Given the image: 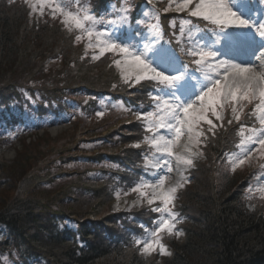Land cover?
I'll use <instances>...</instances> for the list:
<instances>
[{
  "label": "trees",
  "instance_id": "16d2710c",
  "mask_svg": "<svg viewBox=\"0 0 264 264\" xmlns=\"http://www.w3.org/2000/svg\"><path fill=\"white\" fill-rule=\"evenodd\" d=\"M130 2L129 25L122 35H147L159 21L165 39L185 53L180 24L188 27L197 22L195 17L186 11L164 12L168 1L149 10L146 0ZM80 3L99 21L106 10L107 18H116L120 13L115 7L121 8L124 0ZM34 24L24 3L0 0V138L7 133L0 140V262L9 255L14 264H264V212L251 210V196L243 195L251 193V182L264 164L245 178L226 176L227 156L236 150L241 128L245 132L260 124L248 114L238 123L226 122L221 134L211 138L204 148L208 160L197 161L188 184L177 193L183 219L178 226L186 232L185 241L168 236L164 241L175 255L162 262L146 259L135 246V231L143 224L152 229L155 213L144 203L131 213L112 214L109 205L117 192L150 179L143 170L151 155L144 143L149 134L133 111L151 102L158 85L125 84L109 56L81 59L83 43L77 44L75 33L61 23ZM188 30L201 36L200 29ZM54 61L64 67L52 65ZM119 101L126 108L109 104ZM24 111L52 118L56 126L71 124L74 130L52 139L53 125L44 126L40 142L23 140L16 159L7 161L5 139L27 125L21 118ZM242 119L248 126L240 124ZM137 143L140 147L132 146ZM129 199L134 201L136 194Z\"/></svg>",
  "mask_w": 264,
  "mask_h": 264
},
{
  "label": "snow or ice",
  "instance_id": "6c2138e0",
  "mask_svg": "<svg viewBox=\"0 0 264 264\" xmlns=\"http://www.w3.org/2000/svg\"><path fill=\"white\" fill-rule=\"evenodd\" d=\"M152 3V0H147ZM30 15L44 16L45 9L52 20L59 19L69 33H75L77 44L83 43L84 55L81 59L99 60L105 54H113V65L119 70L125 84L152 81L159 86L152 96L155 102L154 111L139 114L137 119L145 122L146 135L144 143L149 146L150 156L145 157V167L153 169L152 180L141 179L128 192H117V203L114 209L121 207L122 195L136 193L131 205L127 200L126 207L143 205L144 203L158 217L146 238L135 240V246L141 255L150 256L154 252L170 255L163 243V238L175 236L179 238L183 232L177 228L181 222L174 211L177 192L189 181L183 174L194 166V161L203 155L201 146L206 143V133L215 135L217 128L224 127V114L231 112V119L239 122L248 105H254L253 114H259V131L242 139L237 147L238 155L229 157L231 171L244 165L254 152L264 155V64L257 66L244 59L249 51L248 41L243 33L258 34L260 48L264 49V23L253 20L248 0H168L164 12L187 11L190 16L201 18L219 29L215 33L218 38L212 45H199L190 55L198 57L193 61L205 72L201 83L195 73L173 71L177 59L170 48L160 45L158 40L149 41L140 47L134 40L143 39L139 31L122 39V29L129 25L128 8L122 7L120 14L107 18V10L98 21L96 15L88 7H79L76 11L68 10L61 0H25ZM127 4V0H124ZM97 23H104L103 30H97ZM140 23L139 19L136 21ZM230 53L227 59H220L222 53ZM264 60V56L261 57ZM209 73H212L209 75ZM195 77V82L193 79ZM115 87V85H114ZM103 116L102 112L97 113ZM219 123H214L213 119ZM203 125H207L205 129ZM163 130V131H161ZM244 129L240 135L243 137ZM183 139V143H181ZM255 145V147H252ZM133 147H140L134 144ZM179 179L167 185L174 171ZM264 191V190H262ZM264 199V196H261ZM141 227H144L143 225Z\"/></svg>",
  "mask_w": 264,
  "mask_h": 264
},
{
  "label": "rangeland",
  "instance_id": "374dc122",
  "mask_svg": "<svg viewBox=\"0 0 264 264\" xmlns=\"http://www.w3.org/2000/svg\"><path fill=\"white\" fill-rule=\"evenodd\" d=\"M11 1H18V2L20 1L21 3L25 4V0H11ZM74 1H76V2H74ZM162 1H168V0H152L151 4L154 3V5L156 7ZM61 2L68 10L73 11V12L76 11L77 8L82 7L81 5H79L80 4L79 0H61ZM129 2H130V0H129ZM132 2H133V0H131L129 5H131ZM226 2H228V0H226ZM233 2H234V0H233ZM248 4L250 6L249 2H248ZM143 5H145V3H143ZM122 7H127L128 10L131 9L130 6H128V4H126V5L122 4ZM47 12H48V10L45 9V15L42 16V17L39 16L38 14L30 15L31 22L35 23L34 25L40 27L42 25V23L48 22V21H52L51 17L47 14ZM250 15H251L253 20H256V21H259L261 23H264V13H262V12H260L259 14L250 13ZM53 21L60 23L59 19L53 20ZM159 23H160L159 21L153 23L154 25L152 27H150V30L148 31V34L146 36L145 35L143 36V39H142L143 43H141V41L139 39L134 40L133 42L138 44L140 47H143V45L148 43L149 41L158 40L160 45H163L164 47L170 48L172 51H175L174 45H173V40L165 39L163 37L161 28H159ZM192 24H196V23H192ZM209 25L211 26L210 23H209ZM190 26L187 27V23L184 22V21L182 22V24H180L181 34L179 35L178 38H179L180 43L182 44V47L187 49L186 52L189 53V56L185 55V53H183V52L182 53L187 57V59H189L190 67L191 68L193 67V68L197 69L202 74V78L200 79V82L201 83H207V81L204 79L205 72L203 70L199 69L195 63H193V61L195 59H197L198 57H194V56L190 55V53L193 50H199V45L200 44L212 45L213 41H217V43H218V38L216 37L215 33L217 31H219V29H216V28H214V30L211 29V30H213L212 32L209 31L210 32L209 35H210L211 38L207 37V40L205 41L204 32H205L206 28L201 26L203 34H200L201 37H198L197 33H192V32H190L188 30V28ZM126 27H125V29H127ZM96 28H97V30H100L99 23H97ZM194 28H200V27H194ZM201 28H200V30H201ZM178 34H179V32H178ZM243 34L245 35V38L248 41L249 48L252 49L251 51H249L247 53V55L244 57V59H246L247 61L253 63L255 66H257V69L259 70V66L264 64V60L261 59V57L264 56V49L260 48L261 41L259 39V36L257 34L256 37H255L251 32H247V33H243ZM202 40H203V42H202ZM228 55H230V53H228L227 51H224L222 53V56H220L219 58L220 59H227ZM108 56L110 57L111 62H113L114 57H113V54H111V53L105 54L100 59L106 58ZM176 57H177V59L175 60V63L173 65V69L172 70L175 71L177 74H179L181 71L188 73L187 67H183V66L180 65V63L178 61V55H176ZM52 65H57L60 68L64 67V65L61 62H58V61H54V63H52ZM188 68H189V66H188ZM118 72H119V70H118ZM211 74L212 73H209V75H211ZM143 82H146V81H143ZM148 82H150V81H148ZM193 82H195V77L193 79ZM153 83L156 84L155 82H153ZM133 84H139V83H133ZM153 91L155 93L151 94V98H150L151 102L147 101L146 102L147 103L146 107L143 108V110H141L140 112L137 111V110L133 111V114H136L138 116L141 113L147 114V113H150V112L154 111L155 102L153 101L152 96L156 94L158 89H154ZM35 103H36V101L33 102L34 105L31 104L33 109H35V107L37 106ZM103 103H104V105H107V101H104ZM109 104L112 105L113 108L118 109V110L126 108L125 104H123V102H121V101H119V102H111ZM252 108H254V105H248L244 109V114L241 116V118L245 119L248 116V114H249L251 116L252 120L255 121V123L259 124V118H258L259 114H253V109ZM105 109H107V108H105ZM248 117H247V119H248ZM21 118L24 120V122L25 121L27 122V125H24V123H22V127H21L22 131H18L15 134V136L10 135L7 139H5L6 140L5 142H7L8 145H6L4 147V152H3L4 156L3 157L7 161H14L16 159L19 151H21L22 148H23V144H22L23 140H25L28 145H32L33 143L36 144V143L40 142L39 139L40 138H44L46 136L45 135V130L42 129L44 126L53 125L51 130H49V136L52 139H57L58 137H65V136L68 135L69 132H73V130H74L72 128L71 124H68V123L67 124H57V126H56V124L54 123V121H55L54 119L49 118V117L40 118L39 116L34 114V112H32V111H24V113L21 114ZM210 118L213 119L214 123H219L218 121H215L214 117H210ZM228 119H231L230 110L225 112V114H224V121H225L224 124H226ZM244 119H242V120L245 121ZM139 121H140L141 125L144 126V129H145V127H146L145 122L142 119H139ZM233 123H237V122L233 121ZM240 124H243V123L240 122ZM116 127H117V125H113V128H116ZM203 127L205 128L204 125H203ZM55 130H57L56 133H54ZM222 130H223V127L222 128H217L215 130V135H213L210 132L206 133L208 139H207L206 143L201 146V151L203 152V155L199 156L198 158H196L195 161H194V166L191 167V168H188L183 173L187 177V180L190 179V176H189L190 172H191V170L194 167H196L197 161H202L204 163V162H206L208 160V154H206L204 148H205V146H207V144L210 145V142L213 141L212 139H214L215 137L219 136L221 134ZM253 130L259 131L260 128L258 130L255 129V128H253V129L251 128L248 131L245 130V132L243 134V137H239L238 138L239 141L236 143V146H235L236 150H234L233 154H230V155L228 154V156H227L228 157L227 158L228 165L226 167V169H227V172H226L227 175L226 176L227 177L234 178V176L237 175V177H239L240 179L242 177L245 178L247 173H249L250 169L257 168V165H259L261 163L260 161H264V155H261L260 152H254L252 154L251 158L248 159L245 162L244 165H241L240 167H238L235 172L231 171V166H230V163H229V157L233 156V155H238L240 153V149L237 147V145L240 144L242 139L252 135L253 134ZM161 131H163V130H161ZM6 134L4 133L1 136L4 137V135H6ZM3 137H1V138H3ZM1 138H0V140H1ZM183 142L184 141L182 139L181 143H183ZM252 147H255V145H252ZM173 167H174V171L171 174V179L167 182L166 186L174 184L175 181L177 179H179V176H178L177 172L175 171V167H176L175 163L173 164ZM143 170L150 178V179L145 178L144 180H152L154 178L153 175H152L153 169L146 168L145 164H144V169ZM256 173H257V175L254 177V182H251V187H252L251 188V193L243 194V195L245 197H247V198H249L251 196V198L249 200H247L248 205H250L252 207L251 210H253V209L258 210L259 209V211L264 212V199H261V196H264V191H262V190H264V165L260 169V171H257ZM185 186H186V184L184 185L183 188H185ZM183 188H181V189H183ZM181 189H179V190H181ZM179 190H178V192H179ZM121 194H123V193H121ZM129 195H127V196H123L122 195V199L121 200H127L128 204L131 205L133 201H131L129 199ZM136 196H137V194H136ZM116 202H117L116 199H114L113 202L109 205V211H111L112 214H114V213H124V212H128V213L130 212L131 213L132 209L135 208V206H132L130 208L124 206L123 209L115 210L114 209V203H116ZM179 202L180 201L178 199L175 201V209H174V211H176V209H177L176 207L179 206ZM137 206H141V205H137ZM155 215L158 217L157 213H155ZM156 216L152 219V222L154 221V219L157 218ZM178 219L181 220V222H180V224H181L183 219L180 218L179 213H178ZM141 222H143V221H141ZM151 225H153V224H151ZM143 226L144 227H140L139 229H137L135 231L136 233H135L134 240H136L138 238H142V237L146 238L148 236V231H146L145 229H148V230H151V229H150L148 224H143ZM177 228L183 232V235L180 236L179 238L171 236V240L174 239L176 242L177 241L178 242L179 241H185L184 240L185 236H186L185 235V233H186L185 230H183L182 228H179V227H177ZM1 236L2 235H0V238H1ZM165 238H168V236L167 235L164 236L163 243L166 246V248H167L168 252L170 253V255H160L158 252H154L150 256H144V255H142V256L144 258H146V259L151 258V257H155L158 262H162V261H165L167 259L169 260V258H172L175 255V251H173L171 248H169L166 245V242L164 241ZM9 257H10L9 255H7L6 257H3L2 261L0 262V264H14V262L12 261V259H14V258H10L9 259Z\"/></svg>",
  "mask_w": 264,
  "mask_h": 264
},
{
  "label": "bare ground",
  "instance_id": "6f19581e",
  "mask_svg": "<svg viewBox=\"0 0 264 264\" xmlns=\"http://www.w3.org/2000/svg\"><path fill=\"white\" fill-rule=\"evenodd\" d=\"M56 132H57V130L54 131V133H56ZM123 201H124V200H121V207H120L119 209H123V208H124L125 205H124ZM116 203H117V202H116ZM116 203H114V205H115Z\"/></svg>",
  "mask_w": 264,
  "mask_h": 264
}]
</instances>
